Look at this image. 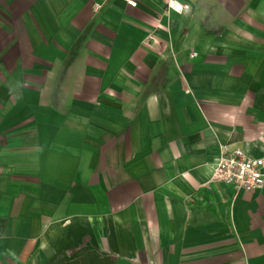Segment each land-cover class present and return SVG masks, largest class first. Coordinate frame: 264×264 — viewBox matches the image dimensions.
I'll list each match as a JSON object with an SVG mask.
<instances>
[{
  "label": "crops",
  "instance_id": "1",
  "mask_svg": "<svg viewBox=\"0 0 264 264\" xmlns=\"http://www.w3.org/2000/svg\"><path fill=\"white\" fill-rule=\"evenodd\" d=\"M185 1L0 0V264H264V0Z\"/></svg>",
  "mask_w": 264,
  "mask_h": 264
},
{
  "label": "built area",
  "instance_id": "2",
  "mask_svg": "<svg viewBox=\"0 0 264 264\" xmlns=\"http://www.w3.org/2000/svg\"><path fill=\"white\" fill-rule=\"evenodd\" d=\"M131 7L138 0H123ZM95 6V10L100 9ZM167 11L184 13L192 10L191 2L185 0H166ZM212 180L235 190L254 191L264 188V156H252L242 148L223 146L215 163Z\"/></svg>",
  "mask_w": 264,
  "mask_h": 264
}]
</instances>
